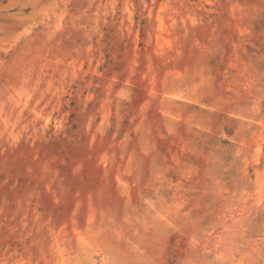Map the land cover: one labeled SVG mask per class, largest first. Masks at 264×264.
Instances as JSON below:
<instances>
[{
  "label": "rangeland",
  "instance_id": "374dc122",
  "mask_svg": "<svg viewBox=\"0 0 264 264\" xmlns=\"http://www.w3.org/2000/svg\"><path fill=\"white\" fill-rule=\"evenodd\" d=\"M0 264H264V0H0Z\"/></svg>",
  "mask_w": 264,
  "mask_h": 264
}]
</instances>
